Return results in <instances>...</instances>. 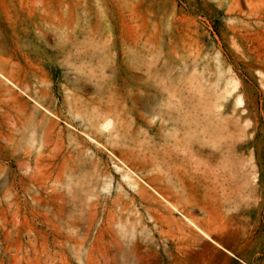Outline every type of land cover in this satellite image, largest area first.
Instances as JSON below:
<instances>
[{"label": "rangeland", "instance_id": "1", "mask_svg": "<svg viewBox=\"0 0 264 264\" xmlns=\"http://www.w3.org/2000/svg\"><path fill=\"white\" fill-rule=\"evenodd\" d=\"M0 73V264H264V0H0Z\"/></svg>", "mask_w": 264, "mask_h": 264}, {"label": "bare ground", "instance_id": "2", "mask_svg": "<svg viewBox=\"0 0 264 264\" xmlns=\"http://www.w3.org/2000/svg\"><path fill=\"white\" fill-rule=\"evenodd\" d=\"M1 74V73H0ZM4 76V75H3ZM5 77V76H4ZM103 122V121H102ZM111 124V120L110 119H106L105 123H103L104 128L106 129V127H108ZM103 128V127H102ZM108 129V128H107ZM185 219L192 225V227H194L196 229L197 232H199L203 237H205L206 239L214 242L215 244H217L220 248H222L223 250H225L226 252L230 253L233 255V253L231 251H229L228 249H226L224 246H222L218 241H215L212 237H211V233L206 230L201 228L199 225H197L196 223H194L193 221H191L190 219H188L187 217H185Z\"/></svg>", "mask_w": 264, "mask_h": 264}]
</instances>
